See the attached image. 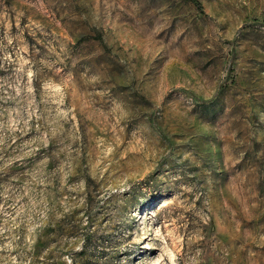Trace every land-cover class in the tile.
<instances>
[{"label": "rangeland", "instance_id": "1", "mask_svg": "<svg viewBox=\"0 0 264 264\" xmlns=\"http://www.w3.org/2000/svg\"><path fill=\"white\" fill-rule=\"evenodd\" d=\"M0 0V264H264V0Z\"/></svg>", "mask_w": 264, "mask_h": 264}, {"label": "trees", "instance_id": "2", "mask_svg": "<svg viewBox=\"0 0 264 264\" xmlns=\"http://www.w3.org/2000/svg\"><path fill=\"white\" fill-rule=\"evenodd\" d=\"M193 2V4L199 9V10H203L202 4L199 0H191Z\"/></svg>", "mask_w": 264, "mask_h": 264}]
</instances>
